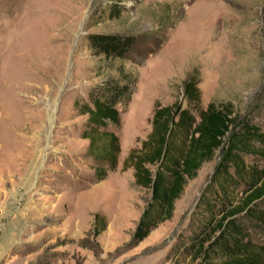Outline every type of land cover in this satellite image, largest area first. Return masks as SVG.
Segmentation results:
<instances>
[{
    "label": "rangeland",
    "instance_id": "374dc122",
    "mask_svg": "<svg viewBox=\"0 0 264 264\" xmlns=\"http://www.w3.org/2000/svg\"><path fill=\"white\" fill-rule=\"evenodd\" d=\"M91 34L138 44L106 61L89 47ZM119 70L137 84L112 127L117 167L100 181L75 103ZM194 72L198 112L231 102L264 128V0H0V217L18 214L26 225L20 250L30 264H195L189 247L207 215L194 210L219 153L139 244L133 234L152 194L124 167L156 107L186 104Z\"/></svg>",
    "mask_w": 264,
    "mask_h": 264
},
{
    "label": "trees",
    "instance_id": "16d2710c",
    "mask_svg": "<svg viewBox=\"0 0 264 264\" xmlns=\"http://www.w3.org/2000/svg\"><path fill=\"white\" fill-rule=\"evenodd\" d=\"M88 40L93 53L106 61L126 58L138 44L133 35L91 34ZM119 71V78L105 79L75 103L78 113L87 116L83 137L89 141L100 181L117 167L120 141L112 127L120 125L122 108L137 84L136 76ZM198 85L194 72L183 83L185 105L156 107L150 134L124 162L134 169L136 184L152 194L133 243H141L172 218L187 183L218 152L194 210L205 211L207 218L192 237L191 259L195 264H264V128L236 113L231 102L209 103L198 112Z\"/></svg>",
    "mask_w": 264,
    "mask_h": 264
},
{
    "label": "crops",
    "instance_id": "0c3cea01",
    "mask_svg": "<svg viewBox=\"0 0 264 264\" xmlns=\"http://www.w3.org/2000/svg\"><path fill=\"white\" fill-rule=\"evenodd\" d=\"M18 219L17 214L5 223L0 217V264H30L20 250L26 225H20Z\"/></svg>",
    "mask_w": 264,
    "mask_h": 264
},
{
    "label": "bare ground",
    "instance_id": "6f19581e",
    "mask_svg": "<svg viewBox=\"0 0 264 264\" xmlns=\"http://www.w3.org/2000/svg\"><path fill=\"white\" fill-rule=\"evenodd\" d=\"M50 101H51V99H50ZM41 102H42L44 108H47V116H50V113H51L50 111H51V109L46 105V102H44V101H42V100H41Z\"/></svg>",
    "mask_w": 264,
    "mask_h": 264
}]
</instances>
